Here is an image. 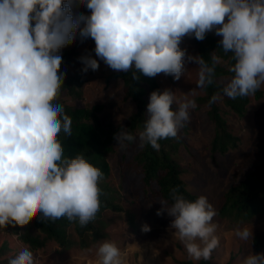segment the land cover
Returning <instances> with one entry per match:
<instances>
[{"label": "clouds", "instance_id": "obj_1", "mask_svg": "<svg viewBox=\"0 0 264 264\" xmlns=\"http://www.w3.org/2000/svg\"><path fill=\"white\" fill-rule=\"evenodd\" d=\"M90 15L73 16L72 0H0V228L25 226L34 218H67L81 227L95 220L100 209L103 172L82 154L64 155L61 132L72 134L71 117L54 103L64 85L60 50L73 43L79 31L95 43V56L117 72L132 71L154 78L163 73L179 80L185 58L198 66L197 88L213 83L212 64L187 55L184 37L203 41L208 32L222 36L231 53L234 75L223 88L230 99L254 95L264 85V0H76ZM227 18V21H226ZM34 25V26H33ZM98 59L81 57L83 71L99 69ZM194 91L178 99L170 89L154 90L147 119L138 133L140 146L160 150V140L176 138L197 107ZM213 96L212 100H216ZM173 105L176 107L173 108ZM114 139L120 148L137 139L121 129ZM172 203L161 200L173 217L170 228L190 259L209 260L219 246L214 222L217 211L206 196L194 201L170 191ZM42 214V215H41ZM142 231H150L145 224ZM242 241L253 238L252 228L237 227ZM98 264H123L114 242L96 250ZM8 264H37L32 251L22 249ZM242 264H264V253L247 255Z\"/></svg>", "mask_w": 264, "mask_h": 264}, {"label": "rangeland", "instance_id": "obj_2", "mask_svg": "<svg viewBox=\"0 0 264 264\" xmlns=\"http://www.w3.org/2000/svg\"><path fill=\"white\" fill-rule=\"evenodd\" d=\"M72 14L90 15V10L72 0ZM227 21V19H226ZM222 40V36L210 32ZM194 37H184L180 44L181 49H186L187 55L199 56ZM94 40L82 38L79 31L75 34L72 44L60 50H74L76 52L75 64L66 68V73L81 74L86 84L82 89V98H72L64 95L60 99L69 105L91 108L97 106L104 126H113L118 132L125 130L126 122L135 112L136 107L132 101L125 99L124 83L120 79L111 78L117 71L112 70L103 61H100L94 52ZM91 55L98 59L97 71H83L84 64L81 57ZM221 60V59H220ZM221 65L227 63L222 61ZM185 71L179 80L163 73L156 76L160 91L170 89L175 92L178 99H183L185 94L191 91L195 95H189L194 99L197 107L189 109L190 119L178 133L182 141L177 160L184 173L188 190L198 197L206 196L208 201L217 211L214 222L218 224L216 236L219 237V246L212 252L209 259L211 264H242L243 259L256 253L252 246L254 236L264 231V203L262 210L251 220L238 221L233 217L222 218L219 215V201L230 188L242 180L247 174L264 161V85L261 86L263 97L256 99L251 96L246 114L239 117L232 112L223 102L218 100L223 117L227 120L229 131L239 138L238 147L225 155L214 154L211 143L215 134V125L208 116V105L200 104L197 99L204 96V88H197L198 66L195 62H188L185 58ZM231 78L222 77L218 82L224 86ZM147 102L152 92L147 85ZM176 106L173 105V108ZM147 115V113H146ZM138 133L133 143L128 148H120L114 140V151L109 155L111 175L105 180L117 191V203L123 207V211H107L103 215V234L98 242L91 243L87 249L75 245L72 250H64L52 240H47L45 246L33 249L25 244L20 235L26 229L45 239V235L35 228L34 219L27 225H9L0 228V247L7 246L8 254L1 259L14 258L22 249L32 251L37 264H98L96 250L103 241L114 242L121 251L123 264H197L189 258L183 244L174 236L170 228L173 217L165 211L163 215H157L162 208L160 201L146 200L143 197L141 187L134 175L122 168L123 161L132 160L144 148L140 146ZM133 216L136 228L130 223ZM147 224L150 231H142V226ZM252 228L253 238L247 241L240 240L234 233L237 227ZM19 230V232H16ZM71 240L78 242L74 228L69 229Z\"/></svg>", "mask_w": 264, "mask_h": 264}, {"label": "trees", "instance_id": "obj_3", "mask_svg": "<svg viewBox=\"0 0 264 264\" xmlns=\"http://www.w3.org/2000/svg\"><path fill=\"white\" fill-rule=\"evenodd\" d=\"M227 19V18H226ZM34 26V25H33ZM221 39L208 32L203 41L194 39L199 56H202L209 65L212 64L211 55L216 52L220 59L227 63L226 66L220 63L215 66L213 83L204 88V96L197 99L200 104L208 105V116L215 125V134L211 143V150L214 154L225 155L238 147L239 138L232 134L227 126V120L223 117L218 100L223 102L232 112L239 117L246 114L251 96L256 99L263 97V91L259 89L254 95L230 99L223 94L224 85L218 80L222 77L231 78L234 74L229 71L234 64L232 54H225L220 44ZM60 72L65 75L64 85L60 90L58 98L54 103L62 104L64 112L71 117L72 134L70 136L61 132L59 140L62 142L64 155L74 158L82 154L93 166L99 168L104 178L99 183L102 190L100 196V209L95 220L81 227L78 221L70 222L67 218H60L55 221L34 218V226L37 231L45 235V239L33 234L29 229L20 235V239L33 249L45 246L47 240H52L64 250H72L75 245L87 249L91 243L98 242L105 235L103 234V215L107 211L121 212L123 207L117 203V191L105 182L111 175V166L108 158L114 151V136L118 133L113 126H104L97 113L101 108L76 107L69 105L60 98L64 95L80 99L82 89L86 84L85 78L79 74H68L66 68L75 64L76 52L74 50L63 51ZM111 78L120 79L124 83L125 99L135 104L136 110L126 122L125 130L134 136L137 131L143 129L144 121L147 119V85L151 91L160 90L156 77L149 78L139 74L138 80L132 79V71L128 73L115 72ZM216 100H212L213 96ZM128 148L133 142H126ZM160 150H154L150 145L145 144L142 151L132 160L126 158L122 168L130 171L137 179L141 187L144 199L153 201H168L171 205L172 198L170 191L174 187L179 188V194L186 199L194 201L198 196L191 193L183 180V169L177 160L182 141L178 137L168 138L159 141ZM264 203V161L257 165L253 172L247 174L237 184L224 194L219 201V215L222 218L233 217L238 221H248L255 217L263 207ZM42 215V214H41ZM130 223L136 228L133 216ZM74 228L78 242L71 240L69 229ZM19 232V230H16ZM252 246L256 253H264V231L257 233ZM9 248L0 247V264H8L7 256ZM197 264H211L209 260L201 259Z\"/></svg>", "mask_w": 264, "mask_h": 264}]
</instances>
